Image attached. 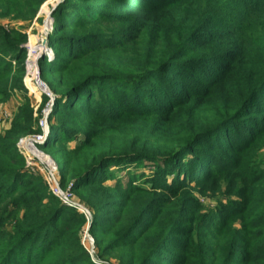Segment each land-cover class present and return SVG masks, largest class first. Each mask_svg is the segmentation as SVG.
<instances>
[{
    "label": "trees",
    "instance_id": "16d2710c",
    "mask_svg": "<svg viewBox=\"0 0 264 264\" xmlns=\"http://www.w3.org/2000/svg\"><path fill=\"white\" fill-rule=\"evenodd\" d=\"M3 1L20 2L34 18L46 0ZM72 1L64 2L75 7L72 13L56 16L52 56L39 61L40 78L54 96L49 134L39 147L56 162L61 188L70 184L91 211L96 261L81 241L84 214L25 169L16 144L40 133V114L26 102L0 136V264H234L249 250L264 264L263 170L251 174L237 214L249 221L248 239L231 228L229 217L207 224L191 193L196 187L182 189L229 170L238 177L248 172L245 129L264 135V54L253 56L259 65L240 72L228 94L203 90L217 81L225 52L218 32L223 15L248 8L246 0ZM124 2L146 14L141 22L121 14ZM107 5L125 22L110 35L93 30L97 10ZM25 42L23 32L0 29V101L24 92ZM145 165L149 175L131 171ZM141 179L163 190L161 196L152 197Z\"/></svg>",
    "mask_w": 264,
    "mask_h": 264
},
{
    "label": "rangeland",
    "instance_id": "374dc122",
    "mask_svg": "<svg viewBox=\"0 0 264 264\" xmlns=\"http://www.w3.org/2000/svg\"><path fill=\"white\" fill-rule=\"evenodd\" d=\"M49 1L50 0H46L40 6L34 18H31L26 13V10L20 2L3 1L2 4H0V29L6 30L11 28L25 34L26 42L23 44V46H25L24 63L26 61L28 62L22 78L24 92L11 91L6 99L0 101V117L3 111L8 113V117L5 121L0 118V136L9 129L21 105L28 102L33 112L36 111L35 114L38 115L47 103L41 105L42 98L45 96L41 97L39 93H34L36 90L33 88L34 80L31 76H34L36 71L38 78L41 80L39 70L40 58L43 56L50 58L52 56V52L48 47V41L50 34L56 31L59 23L56 16L61 12H65L69 15L75 9V7L71 5H66L64 3L65 0H57L52 4H48L49 10L42 14L40 12L41 7ZM245 2L247 3L245 7L248 8L240 9L234 6L235 9L228 8V10H226L228 14L223 15L227 19L218 32L220 35L222 34L221 42L224 45L223 52H225L222 56L223 59L216 66V70L219 72L217 75L215 73L217 81H213L209 86L203 87L205 94L211 95V93H213L215 96L228 94V87L232 86L233 82H236V78L240 72H244V70L250 66L254 68L259 65L257 59H253V56H262L264 54V0H246ZM71 4L83 5L85 3L77 0L72 1ZM92 5L97 6L95 3ZM121 6L124 7L120 11L121 14L129 15L130 23L141 22L146 15L142 10H137L129 3L124 2ZM95 9L97 10V7H95ZM97 11V14L101 17L96 20L97 24L94 25L95 22H93V30L97 32L110 35L117 27L125 23L113 15L115 10L112 5H107L103 13L99 9ZM239 11H244V16L241 14L237 16ZM229 20L235 21L231 22ZM43 41L46 43L41 46ZM28 46H31L30 52H26ZM253 130H256V128L250 126V129H245L243 134V145L246 144L245 148H248L250 152L247 156L248 163H246V166L247 164L249 166L248 172L241 175L238 174V177L235 170H229L228 172L218 174L217 179L212 180V182L208 181L207 183H199L198 185L192 183L190 186L182 187L183 190L196 187V190L191 191V193L194 196H198L199 200L202 202L203 211L209 216L207 224L220 223L229 217L228 223L230 224V222H233V224H230L231 228H238L239 236H245L246 239L250 237V233L244 228L249 224V221L242 219V217L237 214H241L239 210L242 201L245 199L251 174H256L262 170L264 171V135L262 136L260 133L253 134ZM39 149L43 150V152L50 157L47 149L41 147H39ZM56 161L60 163V157H57ZM149 166L150 165H145L141 168H137L138 166H136V168H132L131 171L134 175L140 172L149 175ZM111 168L115 172V175L119 176L118 178L121 177V180H126L127 173H125V171H122L120 168L115 169L113 166ZM138 183L140 186L147 188L150 194L154 195L152 197H155V195L161 196L163 193V190H154L151 188L143 179ZM73 195L75 201L81 203L90 214V217H88L90 221L87 222V227L81 235V241L89 255L96 261L93 257L95 252L94 239L88 233L91 226L92 213L84 203L78 200L75 194ZM138 197L144 198L145 196L138 194ZM223 208H228L229 210L220 211ZM231 214L236 215L231 217ZM256 254L259 253L256 252ZM254 256L255 253L249 250L248 257L245 258V256H242L239 261L237 259L234 260V264H258L259 259ZM112 262L115 261L113 260Z\"/></svg>",
    "mask_w": 264,
    "mask_h": 264
},
{
    "label": "built area",
    "instance_id": "2783aa9c",
    "mask_svg": "<svg viewBox=\"0 0 264 264\" xmlns=\"http://www.w3.org/2000/svg\"><path fill=\"white\" fill-rule=\"evenodd\" d=\"M30 51L31 50H29V48H26V52ZM27 64L28 62L26 61L25 68H27ZM31 77H33L34 80L33 88L34 90H36V92L34 93H39L41 97L45 96L48 100L44 108L41 110L40 117L37 121L40 133L27 135L20 138L16 144L17 149L24 158L25 169L32 174L40 175L47 185L49 191L63 205L72 207L79 212H82L88 220L90 214L81 203L75 201L74 195L70 190V184L66 188H61L58 179V166L56 162L39 149V146H42L44 144L49 134V125L47 122V118L52 111L54 103L52 104L53 94L48 89V87L38 78V74L36 71L35 75ZM7 115L8 113L6 111H3L0 118L5 121L8 117Z\"/></svg>",
    "mask_w": 264,
    "mask_h": 264
},
{
    "label": "water",
    "instance_id": "95a60500",
    "mask_svg": "<svg viewBox=\"0 0 264 264\" xmlns=\"http://www.w3.org/2000/svg\"><path fill=\"white\" fill-rule=\"evenodd\" d=\"M45 43H46V42L43 41L42 44H41V46H42V45H45ZM22 47L25 49V46H22ZM43 47H44V46H43ZM53 103H54V96H53V99H52V104H53ZM88 221H90V220H88Z\"/></svg>",
    "mask_w": 264,
    "mask_h": 264
},
{
    "label": "bare ground",
    "instance_id": "6f19581e",
    "mask_svg": "<svg viewBox=\"0 0 264 264\" xmlns=\"http://www.w3.org/2000/svg\"><path fill=\"white\" fill-rule=\"evenodd\" d=\"M28 48H29V50H30L31 46H28ZM32 50H33V49H32Z\"/></svg>",
    "mask_w": 264,
    "mask_h": 264
}]
</instances>
